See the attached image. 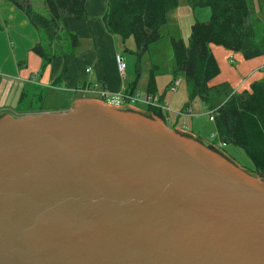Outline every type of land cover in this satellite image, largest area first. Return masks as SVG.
Segmentation results:
<instances>
[{
    "label": "water",
    "instance_id": "95a60500",
    "mask_svg": "<svg viewBox=\"0 0 264 264\" xmlns=\"http://www.w3.org/2000/svg\"><path fill=\"white\" fill-rule=\"evenodd\" d=\"M148 114H0V264H264V180Z\"/></svg>",
    "mask_w": 264,
    "mask_h": 264
},
{
    "label": "trees",
    "instance_id": "16d2710c",
    "mask_svg": "<svg viewBox=\"0 0 264 264\" xmlns=\"http://www.w3.org/2000/svg\"><path fill=\"white\" fill-rule=\"evenodd\" d=\"M26 16L38 35L31 50L40 60L42 69L55 57L62 58V64L54 81L65 71V58L73 55L79 42L66 28L67 20L86 19L84 0H42L45 12L34 9L30 0H10ZM190 6H207V20H195L186 43L174 34L167 33L172 52V74L182 75L188 99L198 97L210 110L215 123V135L221 143H232L242 148L251 162L253 172L264 179V74L248 90L232 92L227 85L209 86L207 82L218 72L217 62L209 45H219L230 51L241 52L244 58L264 53V28L257 40L250 22V0H185ZM257 4L264 0H256ZM177 0H107L101 16L105 29L117 40L131 36L134 43L136 64L148 45L164 35L159 27L166 24L167 13L176 7ZM262 10V9H260ZM259 10V11H260ZM264 20V9L262 17ZM64 34L65 47L59 41ZM58 40L60 50L50 52L52 43ZM47 39V41H46ZM151 65L145 91L154 93V70ZM154 69V70H153ZM129 90H133V86ZM151 113L162 118L159 111Z\"/></svg>",
    "mask_w": 264,
    "mask_h": 264
},
{
    "label": "crops",
    "instance_id": "0c3cea01",
    "mask_svg": "<svg viewBox=\"0 0 264 264\" xmlns=\"http://www.w3.org/2000/svg\"><path fill=\"white\" fill-rule=\"evenodd\" d=\"M106 2L107 0H84L86 19L66 21L65 25L67 30L77 37L79 44L74 50L73 55L65 58V71L60 79L54 81V78L60 71L63 61L62 58L60 56L53 57L44 69H42L41 73L37 74L38 71H40L41 60L39 56L31 50L32 45L38 40L37 32L21 11L7 0H0V87L2 90L1 94L3 95L5 93L6 95L5 97L1 96L0 102H5L8 99L11 101V104L5 103L2 106L11 107L12 104L13 106L17 105L20 92L30 85L37 87V91L41 93L55 87H63L62 89L75 95L77 93L86 92L77 90L80 85L86 86L97 82L102 84L107 91L117 92L123 82L120 80L121 73L117 71L114 60V55L118 53V43L115 37L105 29L101 18L106 7ZM190 7L192 12V7L194 6H190L185 1L181 9L182 13H178L177 7L170 10L171 13L170 11L168 12L169 14L173 12V16H170V18L173 24L172 28L174 29V35L179 36L185 43L189 35L190 26L196 20L189 11ZM161 28H164V30H161ZM168 28H170V26L167 27L166 24L161 25L159 27V32L162 35H166ZM209 47L217 62L218 72L214 77L208 80L207 85H227L232 92L237 93L248 90L252 83L262 79L264 74V53L244 58L239 51H230L222 46L213 44H210ZM229 55L232 56V62L229 61ZM85 68H88V71H85ZM165 74L166 78H163L160 84L165 85L164 89L162 93L157 94V96L162 102L167 103L170 108V111L166 115L168 119L162 120L154 116L151 113L152 110L148 109L146 105L144 108L136 107V105L133 104L127 105V107H134L135 109L133 110L156 117L168 128L175 127L178 128V130L186 131L189 135H198L201 141L207 142V137L203 136L204 134L199 135L195 130L182 126L184 120L188 122L194 121L193 115H195L190 113L189 116L187 115L188 94L185 81L183 83L182 80L178 78L179 75L174 76L171 69L165 70ZM122 75H124V69ZM148 75L149 70L147 78ZM155 76L156 73H154L156 91L158 81L155 79ZM174 77L178 78V84L174 91H169L168 85ZM12 90L13 94L10 96L9 94ZM88 93L94 94L95 96H73L70 102L72 103L79 99H88L102 103L94 91ZM39 97L38 103H42V100L47 98V93L44 92V94ZM14 98H16L15 104ZM202 105L207 111V116H209V114L211 115L210 110L205 108L203 102ZM147 110H149V113L146 112ZM177 110L184 111L178 114L175 113ZM160 113L161 115L165 114L161 111ZM211 143H214V145L219 148L223 146V143L217 138Z\"/></svg>",
    "mask_w": 264,
    "mask_h": 264
},
{
    "label": "rangeland",
    "instance_id": "374dc122",
    "mask_svg": "<svg viewBox=\"0 0 264 264\" xmlns=\"http://www.w3.org/2000/svg\"><path fill=\"white\" fill-rule=\"evenodd\" d=\"M7 1L10 2L15 8H17L10 0H7ZM30 1L35 10L41 13L45 12V8H44L42 0H30ZM184 2H185L184 0H177L176 7L178 8L177 9L178 13H182L181 9L183 8ZM192 8H193V11L191 12V7L189 8L190 9L189 11L193 14V17L196 18V20L203 21V20L208 19L209 8L207 6H195ZM249 9H250L249 19H250L252 28L254 30V36L255 38H257V40H260V38L262 37V31L264 28V20L260 19L262 17V11L264 9V3L257 4L256 0H250ZM172 14L168 13L166 15V25L167 27L170 26L166 34L167 33L174 34V29L172 28L173 24L170 18V16H173ZM161 30H164V28H161ZM55 40L57 41L58 44L62 43V48L64 50H67V47L64 46L65 40H67L64 34L62 33L61 35L59 34V40H61L59 41L60 43L58 42L56 38ZM115 40L118 43V53L116 54H119L121 56L123 64H124V75L120 76L121 82H123V84H125L128 89L131 87L130 85H132L134 94L138 93L139 96L143 95L146 89V78H147L148 70L151 68V65L155 64V65H158L156 66L157 68L155 70L153 69L154 73H156L155 79L158 81L155 94H161L165 86V85H160L162 82V79L166 78L165 70L173 68V61H172L173 59L171 56L170 46L167 41V36L164 35L160 40L149 44L147 50L144 51L143 54H141L137 64H136V57L134 55V43H133L132 37L127 36L123 40H117L115 38ZM50 42L52 43L50 52H55L57 51V49L58 50L61 49L60 46H58V44L57 46L55 45L54 37H53V40H51ZM178 75H179L178 78L182 80V82L184 83V79L182 75L180 73ZM62 88L63 87L61 88L55 87L48 91L45 90L44 92L47 93V98L42 100V103H38L39 98H40L39 96H42L44 92L41 93L37 91V87H35L34 85L27 86L25 87V89H23L20 92V98H19V102L17 103V105L13 106L12 104L11 107L2 106L5 103L11 104V101H9L10 99H8L5 102L4 101L0 102V114L5 113L11 117L17 118L25 113H30V112H39V111H44V110L57 111V110L67 109L71 104L70 99L73 96H79V95L95 96L94 94H90L88 92L77 93L73 95L71 94V92H68L67 90L62 89ZM1 92L2 90L0 87V99H1V96L2 97L6 96L5 93L2 95ZM18 92H17V95H18ZM12 94H13V90L10 91L9 95L11 96ZM82 100L92 101V102L101 104L100 102L96 100L79 99L80 102ZM15 102H16V98H14V104ZM187 102H188V112H187L188 114L187 115L189 116L190 114H195L193 115L194 121L192 120V122H188L187 120H184V124L182 126L186 128H191V130H195V132H197V134L199 135L204 134L203 136L207 137L206 139L207 142H204L202 140L204 144L216 149L217 151H219L220 153H222L223 155H225L226 157H228L229 159L237 163L239 166L244 168L246 171L258 177L253 172V169L251 168L252 166L251 162L249 161L247 156L244 154L241 147H239L238 145L232 144V143H225L223 144L221 148H219L218 146L214 145V143H211L212 141L216 140V137L218 138V136L214 135L215 134L214 133L215 123L212 119V115L209 114V116H207L208 115L207 111L204 109L200 99L198 97H193L191 99H188ZM134 105L140 108L145 107L144 104L137 102V101H134ZM113 107H118V106H113ZM128 108L135 109L134 107H128ZM148 111L149 110H147L146 112L149 113ZM150 117H152L158 123L160 124L162 123L161 120L157 119L156 117L152 115ZM169 129H170L169 130L170 132L174 130L177 132L182 131L186 133V131L178 130V128H175V127H170ZM193 137L199 139L198 135H195ZM260 179L262 178L260 177Z\"/></svg>",
    "mask_w": 264,
    "mask_h": 264
},
{
    "label": "built area",
    "instance_id": "2783aa9c",
    "mask_svg": "<svg viewBox=\"0 0 264 264\" xmlns=\"http://www.w3.org/2000/svg\"><path fill=\"white\" fill-rule=\"evenodd\" d=\"M114 60L116 64V69L119 73L123 72L124 64L122 61V58L119 54L114 55ZM229 61L232 62V56L229 55ZM85 71H88V68H85ZM178 84V78L174 77L170 84L168 85V89L171 91H174L176 86ZM78 91H94L100 101L106 105L110 106H126V105H134V101L140 102L148 107V109L155 110V111H161L165 113L162 115V120L168 119L166 116L167 113L170 111V108L167 103L162 102L157 94L155 93H148L145 91V93L141 96H139L138 93L134 94L133 90H129L124 84H121L119 87V90L117 92H109L107 89L100 83L94 82L89 85H80L77 88ZM182 110H177L175 113H181ZM186 112V111H185Z\"/></svg>",
    "mask_w": 264,
    "mask_h": 264
}]
</instances>
